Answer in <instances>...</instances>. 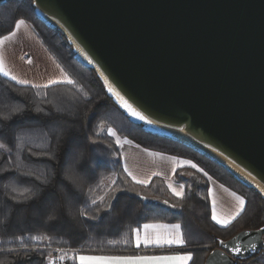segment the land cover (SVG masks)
I'll list each match as a JSON object with an SVG mask.
<instances>
[{
	"label": "trees",
	"instance_id": "1",
	"mask_svg": "<svg viewBox=\"0 0 264 264\" xmlns=\"http://www.w3.org/2000/svg\"><path fill=\"white\" fill-rule=\"evenodd\" d=\"M19 19L31 27L74 83L37 88L17 85L0 75V142L5 145L0 148V169H10L0 172V249L4 250L0 252V262L48 264L57 249L104 256L172 251L175 249H137L133 244L131 229L145 223H165L181 224L186 247L195 254L190 264H204L218 241L264 226V200L255 190L192 148L130 122L107 97L93 70L74 58L65 38L36 18L30 0H10L0 5V38L11 33ZM84 92L88 93L87 97ZM38 108L42 111L37 112ZM101 125L140 148L193 162L214 181L244 197V212L227 227H218L211 220L207 182L189 184L180 178V171L176 172L175 180L185 186L183 199L172 197L158 178L147 186L134 184L123 171L114 139L100 130ZM21 141L23 147H17ZM45 152L54 159L49 160L42 154ZM75 169L83 176L80 182L83 191L67 185L62 175ZM110 179L129 189L116 193L113 217L98 223L81 218L78 209L95 214L86 207L85 194L96 199L105 196V201L110 202ZM89 187L93 189L91 193ZM24 188L31 191L21 195ZM132 188L147 198L167 200L169 204L142 201L130 191ZM63 210H68L71 217L64 215ZM52 214L59 218L50 221ZM34 235L48 236L50 240L29 239ZM18 236L25 237L26 249L16 239ZM8 249L16 251L9 253ZM75 257L64 259L62 264H77ZM238 264H264V250Z\"/></svg>",
	"mask_w": 264,
	"mask_h": 264
},
{
	"label": "water",
	"instance_id": "2",
	"mask_svg": "<svg viewBox=\"0 0 264 264\" xmlns=\"http://www.w3.org/2000/svg\"><path fill=\"white\" fill-rule=\"evenodd\" d=\"M30 1L130 122L206 156L264 200V0ZM100 72L155 124L129 116ZM263 236L264 226L220 240L204 264L249 260Z\"/></svg>",
	"mask_w": 264,
	"mask_h": 264
},
{
	"label": "crops",
	"instance_id": "3",
	"mask_svg": "<svg viewBox=\"0 0 264 264\" xmlns=\"http://www.w3.org/2000/svg\"><path fill=\"white\" fill-rule=\"evenodd\" d=\"M15 35H10L8 39L3 40V43H0V68H3L4 71H7L10 75L4 76L2 72L0 75L13 83L20 86L33 87V85H45L50 80H57L58 83L53 85L69 84L67 79H70L67 74L60 68V66L55 62L51 55L46 51L43 45L35 36L31 27L25 22V24L20 25L19 28H14ZM12 31V32H13ZM0 39H3L0 38ZM15 76L17 80L28 81L27 84H19L17 80H12L10 77ZM50 85V86H53ZM40 88V87H39ZM118 137V136H117ZM116 141V137H112ZM119 138V137H118ZM120 144L123 147L117 145L121 157L126 159H121L122 167L124 164H127L129 170L135 175L138 179H147L149 183L152 179L158 178L163 181L165 187L169 194L172 195L171 191L168 188V184L171 183L174 186L184 185L175 180V174L179 171L188 170L194 172L190 165H185L183 161H188L186 159L173 157L157 152L145 151V149L136 147V145L129 140L121 139ZM127 141L128 143H125ZM173 169H176V172L173 173ZM188 172L185 174L180 173V178L184 181L190 180L192 175ZM125 173V172H124ZM158 174V175H157ZM127 178L132 181L131 177L125 173ZM207 182V197L210 204V214L212 212V202H215L216 215L221 221H229L235 208L237 207L238 201L236 200V194L233 195V191L227 189L223 185L217 183L213 179ZM149 183L147 185H149ZM135 184V183H134ZM146 185V186H147ZM141 186V185H139ZM211 188V194H209L208 189ZM185 192V186H184ZM212 220V219H211ZM234 220H230L228 225ZM212 222L218 227H224L220 224ZM151 225H157L160 227L148 229L147 232L141 233V239H144V236L147 235L149 242L141 243L139 247L136 246L135 239L133 237L134 247L137 249H175L172 251L161 252L158 254H137L131 256H104V255H89V254H79L76 255L75 260L77 264H82L80 257H172L182 255L185 252H190L187 247H179L177 245H168L163 243L164 238H170L174 235V232L171 230L170 226L174 224H165V223H149ZM227 225V226H228ZM142 227V225H141ZM157 238L161 239V243H155ZM83 264H91L87 259ZM159 264H165L161 261Z\"/></svg>",
	"mask_w": 264,
	"mask_h": 264
},
{
	"label": "snow or ice",
	"instance_id": "4",
	"mask_svg": "<svg viewBox=\"0 0 264 264\" xmlns=\"http://www.w3.org/2000/svg\"><path fill=\"white\" fill-rule=\"evenodd\" d=\"M34 11H35V9H34ZM57 23H59V21H57ZM23 24H25V21L23 19L16 20L14 23V28H19V26L23 25ZM10 35H15V31L9 33L8 35H5L3 37V39H0V43H3V40L8 39ZM68 39L71 40L73 44H75L77 51L88 62V64H94L95 63V61L89 55V53L87 51H85V49L82 48L80 46V44H77L76 40L73 39L71 35L68 37ZM0 72H2V74L4 76L10 75L7 71H4L3 68H0ZM100 76L103 77L104 84L107 85L108 92L111 93L113 96H115L117 98V100L121 102V107H123L126 110V112L128 113L129 116L133 117L137 121H142L148 125H154L155 124V121L153 119L149 118V116L145 115L144 111H140V110H137L136 108H134L132 106V104H130L128 102V100H126L124 98V96H122L120 94V92H118L112 86V84L108 80V77L105 76L103 72H100ZM10 78L12 80H17V78L15 76H11ZM17 83L27 84L28 81L17 80ZM56 83H58L57 80H50L45 85H33V87H37V88L45 87V88H47L50 85H53ZM67 83L72 84L74 82L71 79H67ZM84 96L87 97L88 93L84 92ZM15 111H19V110L17 109ZM40 111H42V110L38 108L37 112H40ZM3 119H9V117L3 116ZM180 131H184V129L181 128ZM107 134L109 136L116 137V141H115L116 144L120 147H123V145L120 144V140L117 137V133L115 131H113L111 128H108ZM125 143H128V142L125 141ZM17 147L22 148L23 147V141H21V144L17 145ZM136 147H139V145H136ZM205 147L211 148V150L213 152L217 151V149L215 147H212V143H210V142H208V144H206ZM0 148H5V145L2 142H0ZM29 151L31 152V149H29ZM145 151H147V149H145ZM31 154L36 155L37 153L32 152ZM42 154L48 156L49 160L54 159V157L50 156L47 152L42 153ZM220 154L223 155V153H220ZM121 159H126V158L121 157ZM183 163L185 165H190L193 169H197V171H199V172H202L203 175L205 177H207L208 181L212 180V177L208 176L207 172H204L203 169H199L197 167V165L192 163L191 161H183ZM7 171H10V169H0V172H7ZM123 171L125 173H127V175L129 177H131L132 181H134V183L136 185L146 186L149 183V180L138 179L135 175H133V173L127 167L126 163L124 164ZM172 171H173V173H175L176 169H173ZM24 175H28V174L25 173ZM62 175L64 176V179H65V182L67 185H70L74 190L83 191V189L81 187V183H80L83 180V176L80 174L78 169H75L71 173H62ZM37 179H39V178H37ZM108 187H109V192L112 194L111 198H110V202L105 201V196H101L98 199H96V198L87 197V194H85L86 199H85L84 203H85L86 207L91 208L95 214L89 215L87 213V211L78 209V214L81 218H83L86 221H93V222L98 223V222H101L102 220L109 219V218L113 217V214L115 212L113 202H115L117 200L116 193L129 191V189H125V188L120 187L119 185L116 184V181H112ZM168 188L171 191L173 196L181 198V199L184 198V195H185L184 185L174 186L173 184L169 183ZM30 191L31 190L29 188H24L23 191L21 192V195H23L24 193L30 192ZM92 191H93V189L89 187L88 193H91ZM130 191L134 192L135 196L139 197V199L142 201L147 199L146 196H144L141 192L136 191L135 188L130 189ZM211 191H212V189L209 188L208 189L209 194H211ZM261 191L264 192V189H261ZM105 195L107 196L108 193H106ZM233 195L235 196L236 194L233 193ZM236 200L238 201V204H237V207L235 208V211L233 212L230 220H235L245 210L246 200L244 199V197L236 196ZM17 203H21V202L18 201ZM101 204H103L104 206L101 207L100 206ZM164 204H169V201L165 200ZM169 206L172 208L176 207L175 204H170ZM63 214L71 217V214L68 210H63ZM58 218L59 217L56 214H52L49 216L50 221H55ZM211 219L213 221H215V223L220 224L224 227H227L228 223L230 222V220L229 221H221L217 217L214 201L212 202ZM156 227H160V226L145 223L142 225V227L137 226L136 228L131 229L133 237H134L135 242H136V246L139 247L142 242L143 243L149 242L147 235L144 236L143 240L141 239L142 231L146 233L148 229L156 228ZM170 228L174 232V235L171 236L170 238H164L162 242L165 244H168L170 246L171 245H177L179 247H186L187 240L184 237V232L182 231L181 224L171 225ZM16 239L21 241V247L22 248H25V249L27 248V245L24 243L25 237L18 236V237H16ZM29 239L34 240V241H38V242H42L45 240H50V237H48V236L42 237L40 235H34V236H31ZM153 242L161 243V239L157 238ZM220 243L223 244L224 242L220 241ZM225 247H227V246L225 245ZM254 247L255 246L253 245V248ZM35 250L36 249H34V251ZM2 251H4V250L0 249V252H2ZM7 251L9 253H12L16 250L15 249H8ZM240 251H241V249L239 248V246L233 247L231 249V252L235 253L236 255H239ZM25 255H27V252H25ZM194 255L195 254L193 252H185L182 255L172 256V257H151V258H149V257H89V258L80 257V259H81L82 264L85 261V259L89 260L91 262V264H159V262H161V261L165 262V264H190V262H194ZM63 258H64L63 256L60 257V259H63ZM0 264H3V262H0ZM48 264H55V262L51 258H49Z\"/></svg>",
	"mask_w": 264,
	"mask_h": 264
},
{
	"label": "rangeland",
	"instance_id": "5",
	"mask_svg": "<svg viewBox=\"0 0 264 264\" xmlns=\"http://www.w3.org/2000/svg\"><path fill=\"white\" fill-rule=\"evenodd\" d=\"M108 128L109 127H107L106 125H101V127H100V130L102 131V132H105V133H107V130H108ZM114 131V130H113ZM112 137V136H111ZM189 161V160H188ZM193 163V162H192ZM199 168V167H198ZM200 169V168H199ZM185 174L188 172V170H185V171H183ZM183 172L182 171H180V173L181 174H183ZM190 173V175H192V178L190 179V180H187V181H185V182H187V183H189V184H192L193 182H196V183H202V182H206V179H205V176L203 175V173L202 172H199V171H197V169H195V171L194 172H191V171H189L188 172V174ZM200 177L203 179V181L200 179ZM207 178V177H206ZM114 179H110L109 181H113ZM144 201H147V202H152V203H159V204H161V205H164V206H166L167 204H164V202H160V201H158V200H153V199H150V198H147L146 200H144ZM57 250H59V249H57ZM57 250H54L53 251V255L50 257L51 259H53L54 257H55V255L57 254L56 253V251ZM62 252H60L59 253V259H60V257L61 256H63L64 258L63 259H60V261H61V263L60 264H62L63 263V260L64 259H67V258H70L72 255H79V254H77V253H74L73 251H68V250H61ZM49 261V260H48Z\"/></svg>",
	"mask_w": 264,
	"mask_h": 264
},
{
	"label": "built area",
	"instance_id": "6",
	"mask_svg": "<svg viewBox=\"0 0 264 264\" xmlns=\"http://www.w3.org/2000/svg\"><path fill=\"white\" fill-rule=\"evenodd\" d=\"M60 252H62L61 250H57L56 251V255H55V257L52 259L54 262H55V264H60L61 263V261H60V259H59V253Z\"/></svg>",
	"mask_w": 264,
	"mask_h": 264
},
{
	"label": "bare ground",
	"instance_id": "7",
	"mask_svg": "<svg viewBox=\"0 0 264 264\" xmlns=\"http://www.w3.org/2000/svg\"><path fill=\"white\" fill-rule=\"evenodd\" d=\"M230 170H232V169H230ZM233 171V170H232ZM241 180H243L244 181V179H243V177H241L240 175L238 176Z\"/></svg>",
	"mask_w": 264,
	"mask_h": 264
}]
</instances>
